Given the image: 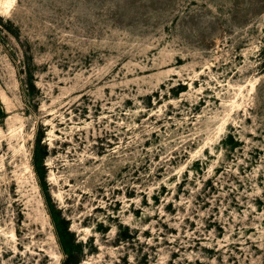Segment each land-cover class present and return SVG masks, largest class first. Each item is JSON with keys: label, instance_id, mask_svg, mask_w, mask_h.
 Returning a JSON list of instances; mask_svg holds the SVG:
<instances>
[{"label": "rangeland", "instance_id": "rangeland-1", "mask_svg": "<svg viewBox=\"0 0 264 264\" xmlns=\"http://www.w3.org/2000/svg\"><path fill=\"white\" fill-rule=\"evenodd\" d=\"M0 110V264H264V0H0Z\"/></svg>", "mask_w": 264, "mask_h": 264}, {"label": "trees", "instance_id": "trees-1", "mask_svg": "<svg viewBox=\"0 0 264 264\" xmlns=\"http://www.w3.org/2000/svg\"><path fill=\"white\" fill-rule=\"evenodd\" d=\"M1 113H2V110H0V115ZM66 264H78V259L73 256H70L68 260L66 261Z\"/></svg>", "mask_w": 264, "mask_h": 264}, {"label": "bare ground", "instance_id": "bare-ground-1", "mask_svg": "<svg viewBox=\"0 0 264 264\" xmlns=\"http://www.w3.org/2000/svg\"><path fill=\"white\" fill-rule=\"evenodd\" d=\"M8 4H11V2H7Z\"/></svg>", "mask_w": 264, "mask_h": 264}]
</instances>
